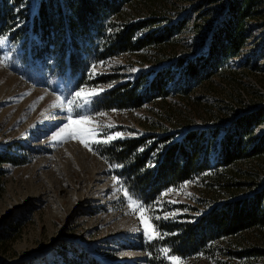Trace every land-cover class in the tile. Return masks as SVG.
I'll return each instance as SVG.
<instances>
[{
  "label": "rangeland",
  "instance_id": "rangeland-1",
  "mask_svg": "<svg viewBox=\"0 0 264 264\" xmlns=\"http://www.w3.org/2000/svg\"><path fill=\"white\" fill-rule=\"evenodd\" d=\"M12 1L16 0L7 3L13 13L9 16V9L5 10L1 14L5 27L0 25V38L6 37L0 44V156L6 158L0 162V264H148L149 258L154 264H170L162 251L165 248L170 250L169 255L182 258L184 264L264 262L236 255L237 251L250 248L252 242L258 240L262 244L261 233L253 230L211 241L208 252L199 255L173 252V237L183 223L194 221L211 207L232 198L219 184L211 182L220 180L224 173L223 167L214 166L215 146L210 147L213 168L207 170L208 175L198 174L171 186L149 202L129 190L123 165L108 153L118 142L153 135L137 148L135 155H141L159 138L172 135L165 142L168 144L180 140L190 128L226 126L237 115L264 107V15L248 22L249 37L241 56L228 61L223 71L209 81L192 86L188 93L175 91L164 99L147 101L140 108L99 109L95 107L96 98L102 97L116 81H133L143 73L142 80L147 82L151 70L174 61L173 46L179 55L197 54L211 33L212 24L223 16L221 6L228 0H169L165 12L170 21H182L173 43L101 59L91 50L90 59L83 52L79 64L74 62L71 66L56 51L64 43H57L56 47L53 44L51 53L42 61L40 53L33 56L38 50L37 34L32 30L33 20L28 12L37 0ZM12 16L16 23L10 30ZM17 28L19 33L15 36ZM87 44L90 47L92 43ZM45 51L43 47L41 53ZM69 53L65 51L66 56ZM81 67L82 71L86 69L82 77ZM106 74L117 78L99 82ZM176 74L180 73L176 70ZM81 87L86 91L103 89L86 109L78 110L100 126L114 125L104 127L97 138L116 132L123 134L121 138L92 144L91 151L76 140H52L69 113L50 105L58 96L66 102ZM72 115L76 118L75 113ZM254 132L261 135L264 125ZM220 137L221 134L216 140ZM156 155V151L148 154L147 167L154 164ZM224 170L229 172L226 174L230 182L245 183L236 196H246L251 192L246 180L264 181V156L241 159ZM121 186L145 209H151L145 216L151 217L149 222L163 234L162 238L149 241L142 234L140 214L133 213Z\"/></svg>",
  "mask_w": 264,
  "mask_h": 264
},
{
  "label": "trees",
  "instance_id": "trees-1",
  "mask_svg": "<svg viewBox=\"0 0 264 264\" xmlns=\"http://www.w3.org/2000/svg\"><path fill=\"white\" fill-rule=\"evenodd\" d=\"M7 2L8 0H0L1 27L6 24L1 21V14L7 9L9 16L13 13V7H8ZM15 2L17 0L12 1ZM168 2L169 0H37L36 6L30 7L28 12L33 20L32 30L37 34L38 50L33 56L40 53L42 61L51 53L53 44L56 47L57 43H64V49L62 45V49L56 48V51L71 66L74 62L78 65L84 53L90 59L91 50L101 59L173 43L182 21L178 24L170 21L165 12ZM223 5V16L212 24L211 33L207 40L204 39L197 54L179 55L173 46L174 61L151 70L152 76L147 82L142 80L143 73L138 74L133 81H116L102 97L96 98L95 107L140 108L147 101L164 99L175 91L188 93L192 86L201 85L214 74L222 72L228 61L241 56L249 37L248 22L264 15L263 1L228 0ZM126 8H130L131 12ZM12 17H9L13 22L9 21L10 30L16 23V17ZM18 33L17 28L13 34L16 36ZM87 42L92 43L90 47ZM82 45L84 48L80 49ZM43 47L46 50L44 54L41 53ZM65 51L70 53L66 56ZM85 60L86 58L83 61ZM174 66L180 73L178 76ZM85 75L86 69L82 71L81 67L80 77ZM116 78L117 76L106 74L98 81L106 83ZM181 82L182 87L178 86ZM262 125L264 107H259L237 115L226 126L215 124L209 130L190 128L178 141L165 144L172 135L159 138L141 155H135L137 148L153 135L118 142L108 153L118 164L123 165L129 190L140 194L149 202L157 199L171 186L190 180L198 174L208 175L207 170L213 168L209 159L210 147L215 146L217 154L214 166L223 167L224 173L220 180L214 182L213 179L211 182L219 184L232 198L211 207L195 217L194 221L176 228L179 232L173 237V252L181 256L199 255L207 251L211 241L253 230L261 233L259 238L262 244L258 240L252 242L250 248L239 250L236 255L264 260V181L246 180L250 186V194L237 197L236 193L245 183L230 182L226 174L229 172L224 170L241 159L264 156V132L261 135L254 132L256 127ZM206 133L210 136H206ZM219 134L221 137L216 140ZM160 144L164 146L159 148ZM152 151L157 152V158L153 165L147 167L148 154ZM5 159L4 155L0 156V162L6 161ZM150 251L153 253V248ZM147 260L148 264L155 263L153 258Z\"/></svg>",
  "mask_w": 264,
  "mask_h": 264
},
{
  "label": "snow or ice",
  "instance_id": "snow-or-ice-1",
  "mask_svg": "<svg viewBox=\"0 0 264 264\" xmlns=\"http://www.w3.org/2000/svg\"><path fill=\"white\" fill-rule=\"evenodd\" d=\"M5 38H0V44H3ZM93 75H95V65H93ZM103 89H92L91 91H86L83 87L71 94V98L66 102L63 97H57L56 101L53 102L50 107L53 108H64L69 113L67 121L63 124L62 127L55 131L52 135V140L57 143H63L68 140L79 141L85 148H88L90 151L92 148L90 145L97 143H110L111 141L121 138L122 133L116 132L115 134L105 133L104 139H98V135L103 131L104 127L112 128L114 125L108 124L104 126L98 125V123L92 120L89 116L81 114L78 110L86 109L93 100L102 92ZM73 113H75L76 118H73ZM104 115V114H101ZM111 167V166H110ZM119 167V165H117ZM117 182L119 179L114 177ZM124 196L127 198L129 207L132 209L133 213L139 212V220L143 227L140 229L142 234L151 241L153 239L162 238V233L155 231L154 226L149 222L151 217H146L145 212L150 211L151 209H145L143 204L138 200L134 199L130 195L127 189H124L121 186ZM160 219V217H155ZM167 218V217H164ZM165 257L169 260L170 264H184L182 258L174 255H169V249L165 248L162 250Z\"/></svg>",
  "mask_w": 264,
  "mask_h": 264
}]
</instances>
